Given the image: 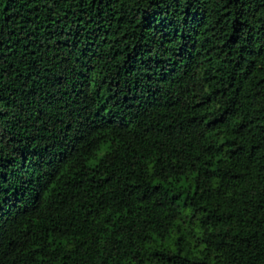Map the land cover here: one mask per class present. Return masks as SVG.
<instances>
[{
  "label": "trees",
  "instance_id": "obj_1",
  "mask_svg": "<svg viewBox=\"0 0 264 264\" xmlns=\"http://www.w3.org/2000/svg\"><path fill=\"white\" fill-rule=\"evenodd\" d=\"M0 264H264V0H0Z\"/></svg>",
  "mask_w": 264,
  "mask_h": 264
}]
</instances>
